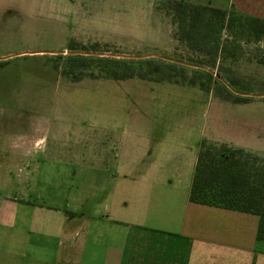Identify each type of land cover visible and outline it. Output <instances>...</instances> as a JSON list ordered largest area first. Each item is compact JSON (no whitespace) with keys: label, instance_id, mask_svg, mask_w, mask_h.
Instances as JSON below:
<instances>
[{"label":"rangeland","instance_id":"rangeland-1","mask_svg":"<svg viewBox=\"0 0 264 264\" xmlns=\"http://www.w3.org/2000/svg\"><path fill=\"white\" fill-rule=\"evenodd\" d=\"M166 2L0 0V181L14 180V163H43L52 145H68L59 136L62 125L82 129L78 144L87 150L93 146L87 133L97 141L99 134L121 133L138 146L149 136L160 148L195 147L202 139L258 151L248 153L262 165L264 36L247 41L224 32L225 55L198 66V53L176 39ZM70 45L85 49L73 52ZM75 54L83 65L75 76L64 74V61ZM99 57L166 64L186 82L112 79L101 72ZM234 79L241 89L231 86ZM65 116L71 121L60 122ZM27 133L45 142L19 136ZM6 189L0 195H10Z\"/></svg>","mask_w":264,"mask_h":264},{"label":"crops","instance_id":"crops-1","mask_svg":"<svg viewBox=\"0 0 264 264\" xmlns=\"http://www.w3.org/2000/svg\"><path fill=\"white\" fill-rule=\"evenodd\" d=\"M185 1L264 18V0ZM58 132L68 145H52L43 163H14V180L0 181L11 189L0 195V264H264L256 215L188 199L202 139L160 148L149 136L138 146L87 133V150L82 129Z\"/></svg>","mask_w":264,"mask_h":264},{"label":"trees","instance_id":"trees-1","mask_svg":"<svg viewBox=\"0 0 264 264\" xmlns=\"http://www.w3.org/2000/svg\"><path fill=\"white\" fill-rule=\"evenodd\" d=\"M165 8L176 24V39L198 53V60L193 61L198 66L214 64L216 57L225 55L226 47L221 43L224 32L247 41H258L264 36V18L239 13L233 8L221 9L185 0H167ZM68 48L73 52L85 49L72 45ZM98 61L101 72L116 80L139 78L154 82H186V76L176 74L172 67L150 60L136 63L127 59L99 57ZM83 62L82 56L69 55L62 71L75 76V69L81 68ZM206 73L211 77L210 71ZM228 81L233 88H242L237 79ZM214 82L224 85L218 79ZM235 100L245 101L247 97H236ZM188 199L196 204L256 215V238L264 241V162L257 165L256 156L240 148L206 144L202 140Z\"/></svg>","mask_w":264,"mask_h":264},{"label":"water","instance_id":"water-1","mask_svg":"<svg viewBox=\"0 0 264 264\" xmlns=\"http://www.w3.org/2000/svg\"><path fill=\"white\" fill-rule=\"evenodd\" d=\"M127 56H129V55H127Z\"/></svg>","mask_w":264,"mask_h":264}]
</instances>
